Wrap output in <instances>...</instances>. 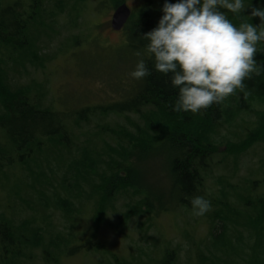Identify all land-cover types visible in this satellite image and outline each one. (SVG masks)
<instances>
[{"label":"trees","instance_id":"16d2710c","mask_svg":"<svg viewBox=\"0 0 264 264\" xmlns=\"http://www.w3.org/2000/svg\"><path fill=\"white\" fill-rule=\"evenodd\" d=\"M76 1L78 4L71 7L75 0H67L66 8L63 0H0V173L15 163L25 166L24 174L27 172L26 178L33 182L29 190L35 192L38 199L28 197L23 201L24 205L21 203L32 214L18 223L9 213L23 193L12 192L8 204L0 201V264H37L35 259L39 260L40 255H43L45 264H60L62 254L77 253L98 256L105 264H134V258H118L107 251L96 236H89L86 228L83 229L86 235L78 233L80 229L76 220L89 210H85V204L80 212L72 207L73 201L81 199L90 190L93 196L89 203L90 219L97 225L107 222L116 198L127 193L138 197V202L125 214V221L142 215L154 219L178 208L190 210L191 198L202 196L204 191L201 190L204 175L212 154L217 150L213 141L217 129L230 123L232 117L242 111L243 103L254 101L264 106L262 71L259 75L251 74L244 81V92L237 90L219 104L196 114L174 111L176 90L167 82L168 77L154 70L153 61L144 48L147 42L141 39L157 25L153 1H148L132 15L125 34L130 36V48L141 53L134 64L143 58L151 75L137 81L131 91L127 89L123 99L100 108L86 107L77 118L71 119L68 113L54 108L45 80L31 78L30 81L27 72L22 76L29 77V80L26 79L28 83L23 85L19 83L21 76L16 73L29 67L44 69L45 63L51 61V55L46 54V59L43 50L57 40L66 27L60 24L64 16L72 21L66 29L78 27L74 21L82 17L79 6L83 0ZM109 1L112 2L110 7L124 3V0ZM250 2L254 7H264V0L260 4L257 0H245V5ZM247 9V14L250 13V8H246L243 16L227 13L229 20L237 26L241 20L257 25L259 18L246 16ZM258 46L262 51L256 53L254 59L258 55L257 62L264 66V48L260 43ZM90 115L103 119L109 115L120 119L134 115L137 120L130 119L128 127L126 124H115L113 128L98 125L96 132L87 134L81 131L83 126L80 123L84 116ZM258 116V127L250 132L241 146H233L236 153L230 156L240 155L252 144H264V110ZM81 136H85L86 141L80 142ZM100 136L104 137L103 142L93 144ZM161 155L170 167L171 190L149 192L137 166ZM33 161L36 167L32 165ZM52 163L64 173L60 189L64 198L56 188V192L50 189L48 195L51 197L39 190L46 184L52 186L51 178L48 177L50 183L42 178L47 166L54 175ZM3 191L6 192V188ZM2 195L3 192L0 198ZM225 197L222 192L220 203H216L215 197L211 199V205L215 207L212 251L210 255L199 256L196 264H264V198L258 199L251 210L250 207L237 210L224 200ZM54 207L69 224L67 229L70 230L63 236L57 232L52 216L47 212ZM243 209H249L246 216ZM230 222L243 223L250 228L248 232L256 240L252 252H246L241 243L236 244L230 235L227 236ZM237 240H241L240 237ZM177 251V247L167 248L164 244L153 253L154 257L148 256V264H181ZM218 251L226 255H219ZM231 252L235 255H229Z\"/></svg>","mask_w":264,"mask_h":264},{"label":"rangeland","instance_id":"374dc122","mask_svg":"<svg viewBox=\"0 0 264 264\" xmlns=\"http://www.w3.org/2000/svg\"><path fill=\"white\" fill-rule=\"evenodd\" d=\"M63 1L67 8V0ZM148 1H153L151 4H153L154 19L158 23L162 16L161 8L164 0H124L132 9L133 15ZM171 1L176 2V0H169V2ZM74 3L78 4L75 0L71 7ZM109 3L112 2L109 0H83L79 6V14L82 17L74 21L78 27L66 29L72 21L64 16L60 24L66 27L57 40H54L48 47H44L43 53H45L46 59L48 58L46 54L51 55V61L45 63L44 69L39 66L37 69L29 67L26 71L21 69L16 73L21 76L19 83H23V85L28 83L26 79L29 80V77L30 81L33 79L45 80L49 89L48 97L55 105L54 108L57 111L68 113L71 119L77 118L86 107L97 106L96 108H100V106H107L114 101L123 99L127 91H131L139 81L129 75L134 70L135 58H138L135 55L137 51L130 48V36L125 34L126 30L114 32L111 29V19L116 7H110ZM247 12L248 9L245 11L246 16L250 15ZM69 35L72 36L68 37ZM260 46L264 48V42H260ZM27 72L29 77L22 76L27 75ZM31 78L33 79L31 80ZM263 110L264 106L254 101L243 103L242 111L232 117L230 123L221 125L217 129L213 138L217 150L209 160L208 171L204 175V185L201 189L204 190L201 195L210 200L211 204V199L214 197V200H217L216 203H220L222 192L226 194L224 200L231 203L235 209L238 208L237 210L249 207L251 210L258 199L264 198L263 142L252 144L248 150L238 156H230V154L236 153V147L233 146H241L250 132L258 127L260 122L258 115ZM130 119L136 121L137 117L127 115L120 119L109 115L103 119L99 116H84L80 123L83 126L81 131L87 134L96 132L99 129L98 125L113 128L112 126L115 124H126L128 127ZM103 138V136L95 138L93 144L103 142ZM84 141H86V137L81 136L80 142ZM166 163L161 155V157L147 159L138 164L143 183L149 192H170L172 185L170 177L172 176L170 167ZM32 165L36 167V162L33 161ZM25 168L20 163H15L4 173H0V194L3 192L0 201H6L8 204L12 192L23 193L21 199L13 203V209L9 213L16 223L32 214L31 211H26L27 209L23 208V201L28 197L35 201L38 200L34 196L35 192L29 190L30 184L33 182L26 178ZM51 168L54 175L47 166L46 174L42 178L47 183H50L48 177L51 178V184L54 187L46 184L39 188L40 192H47V196L51 194L50 189H62L63 171L53 163ZM42 181L44 180L42 179ZM5 188L7 193L10 192L9 194L3 191ZM34 190L37 191V189ZM62 193L63 191L60 190V194L64 198L65 195ZM130 194L117 197L114 201V210L109 212L107 222L97 225L90 219L92 215L89 203L92 202L93 196H91L90 190L85 192L81 199L73 201L75 204L72 206L81 212L86 204L87 209L85 210H89V213L84 212L76 220L79 231H81L78 233L86 235V231L83 230L86 228L89 236H96L107 251L117 255L118 258L123 257L128 260L134 258V264H148V256L151 254V257H154L153 253L164 244L167 248H178L181 264H196L199 256L210 255L213 243L212 231L215 225L212 220L215 210L213 205L208 213L200 217L194 216L191 209L178 208L160 214L154 219L142 215L133 216L129 221H125V214L138 202V197ZM56 208L47 212L52 216L51 220L57 232L62 233L63 236L70 230L67 229L69 224ZM249 209H243L245 216ZM228 226L227 236L230 235L236 244L241 243L246 252H252L256 240L248 232L250 228H246L243 223L233 222H230ZM238 237L241 240H237ZM238 241L240 242L238 243ZM40 252L42 254V249ZM218 254L226 255L222 251H218ZM229 255H235V252H231ZM100 259L102 258L90 257L86 253L62 254L60 264H105L103 259ZM35 261L37 264H45L43 255H40V259H35Z\"/></svg>","mask_w":264,"mask_h":264},{"label":"clouds","instance_id":"9594fccd","mask_svg":"<svg viewBox=\"0 0 264 264\" xmlns=\"http://www.w3.org/2000/svg\"><path fill=\"white\" fill-rule=\"evenodd\" d=\"M246 8L248 17L259 18V25L241 20L237 26L229 20L227 13L243 16ZM161 12L157 25L141 39L147 42L144 48L154 70L168 77L176 90L174 111L199 113L237 90L244 92V81L264 71L254 59L262 51L258 44L264 42V7L251 2L246 6L245 0H164ZM129 75L142 80L151 71L141 58ZM190 204L197 217L211 210L203 196L191 198Z\"/></svg>","mask_w":264,"mask_h":264},{"label":"water","instance_id":"95a60500","mask_svg":"<svg viewBox=\"0 0 264 264\" xmlns=\"http://www.w3.org/2000/svg\"><path fill=\"white\" fill-rule=\"evenodd\" d=\"M132 15L131 8L126 4L118 6L111 19V28L115 32H120L128 23Z\"/></svg>","mask_w":264,"mask_h":264}]
</instances>
